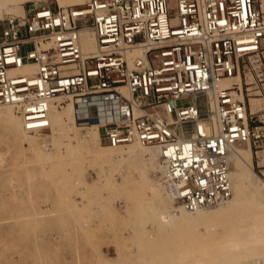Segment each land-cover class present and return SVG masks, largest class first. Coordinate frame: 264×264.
<instances>
[{
  "label": "built area",
  "instance_id": "2783aa9c",
  "mask_svg": "<svg viewBox=\"0 0 264 264\" xmlns=\"http://www.w3.org/2000/svg\"><path fill=\"white\" fill-rule=\"evenodd\" d=\"M4 21L0 105H13L26 131L48 129L51 103L72 95L87 112L77 122L97 123L101 142L158 146L167 189L187 210L231 195L228 154L258 146L264 121L253 124L243 87L218 82L262 51L263 0H86ZM25 65L35 70L20 72Z\"/></svg>",
  "mask_w": 264,
  "mask_h": 264
},
{
  "label": "rangeland",
  "instance_id": "374dc122",
  "mask_svg": "<svg viewBox=\"0 0 264 264\" xmlns=\"http://www.w3.org/2000/svg\"><path fill=\"white\" fill-rule=\"evenodd\" d=\"M48 4L61 5L58 0L28 1L23 4V12ZM75 4L79 3L63 6ZM23 12L14 8L1 13L0 25L7 17ZM31 48V44H26L22 53ZM242 68L246 101L256 113L253 124L262 125L264 39L260 54L247 58ZM72 100L69 96L56 100L57 111L63 112L65 105ZM12 111L19 125L8 118L10 113L6 105L0 106V264H264V251L252 255L255 257L251 253L245 255L244 249L240 252L237 249L228 257L215 252L221 249L219 243L223 241L220 240L223 236L218 237L217 233L223 229L219 220L205 224L198 221L189 230L179 232L173 230L156 207L140 209L138 198H147V192L143 196H140L141 192L138 194L139 186L135 183L143 168L141 160L118 165L114 173L108 169L111 177L106 179V170L101 164L92 163L81 141L74 139L73 135L66 138L55 133L51 126L27 133L23 120L14 108ZM75 124L80 135L93 128L92 125H80L76 116ZM139 146L123 145L113 150L114 155L120 158L126 151ZM238 147L243 150L251 147L253 170L264 179V139L256 147L248 143ZM149 157L146 152L143 162L147 164L146 175L154 184L157 179L149 170L153 162L148 160ZM129 185L134 187L133 190H128ZM217 206L206 209L214 211ZM163 208H160L163 213L174 210L170 206ZM256 210V205L250 209L251 213ZM241 219L252 224L249 217ZM206 224L211 226L208 231H205ZM189 232L198 236L207 233V236L202 238L203 241L192 240ZM240 253L242 259L238 257L242 256ZM199 259L203 261L199 262Z\"/></svg>",
  "mask_w": 264,
  "mask_h": 264
},
{
  "label": "bare ground",
  "instance_id": "6f19581e",
  "mask_svg": "<svg viewBox=\"0 0 264 264\" xmlns=\"http://www.w3.org/2000/svg\"><path fill=\"white\" fill-rule=\"evenodd\" d=\"M28 1H35V0H0V14L4 12L13 11L14 8L23 12V4ZM58 2L59 4H61L59 6L68 7L72 5H68V6H63V5H65L66 3L82 4L86 2V0H58ZM25 12H26V9L21 15H24ZM82 44H83V49L85 51H92L96 49L97 43H96V38L93 32H91L90 30H85L83 32ZM34 70H35L34 65L32 66L25 65L20 70V72L34 71ZM235 83L240 85V87H243V79H242L241 73L230 76V77L222 78L218 82V85L231 86L232 84H235ZM63 96H69L73 100L72 102L70 101L69 103L65 105L63 112H59L56 109L55 101L60 99ZM55 101L51 103L50 111H49L50 126L52 130L57 134L64 135V137L66 138H69L73 135L74 139H78L79 141H81L82 147L86 149L87 153L89 154V157L93 161L92 163L101 164L102 168L106 170L105 174L107 175H104L106 176L104 178L109 179L111 177L110 176L111 173L110 172L108 173V169L110 171H113L114 173V169H116L118 165H123L124 163H129L130 161L137 162L141 160V162L143 163V168L141 169L139 177L136 178L135 183H138V186H139V188H137L138 194L141 192L140 196H143L146 194L145 192H147V198L145 197H143V199H141V197L138 198L140 209H143V208L146 209L148 206L156 207L157 209H159L160 213H162V215L166 218L164 219L167 221V223L172 225L173 230L179 231V232H185L187 229L189 230V227H191L192 224L198 221L204 222L205 224L207 221L209 222L212 220H216V221L219 220L221 222L220 224L223 226V229L222 231L218 230L217 233L219 234L218 237L223 236L222 238L220 237V240L223 239V241H221L222 242L221 243L220 240H218L219 238L216 241L218 243L220 242L219 244H221L220 246L221 249H218L219 251L215 250V247L216 245L218 246V244L214 245L215 247L213 248L215 252L219 253V255L220 253H222L223 255H226V257H228L227 255L231 256V254L236 253L237 249L239 250L238 252H240V249H244L243 253L244 254L251 253V256L254 254H258V252L262 253L261 251H264L263 250L264 249L263 248L264 247V179H262L253 170L254 163H253V159L251 156V147L248 150H243L242 148L238 147L239 144H235L231 148L228 154L229 156L228 158H229V162L231 166V169H230L231 170L230 177H231V182H232L231 195L226 200L217 204L219 206L214 205V206H217V209L214 211H208L206 209V208H212L214 206L200 208L196 211H189L179 201L175 200L174 196L167 189V186L165 187L167 171H166V166L160 156V148L158 146H155V145L148 146L140 142H133L131 143V145L138 144V146L139 145L141 146H139L138 149L133 148L131 150H128L125 153H123L120 158H116L114 155L115 151L113 150L123 147V145L113 146L110 144L108 145L100 144L99 143L100 142L99 125L97 123L90 124L93 126V128L90 131H88L85 135H80V133H78V130L76 129V124H75V116L77 120L78 115L83 116V115H86L87 112H85L84 107H81L80 112L75 113V110L77 108L75 105V102H76L75 97H73L72 95L64 94V95L57 96L55 98ZM77 102L84 104L83 98H79ZM0 106H5V105H0ZM12 108H14L13 105H10V104L6 105V109H8V112L10 113L9 114L10 116L8 118L10 119L12 123L17 124L19 121L15 117L16 115L15 116L13 115ZM102 118L104 119V117ZM207 129L209 131L211 130L210 127H207ZM27 133H29V131ZM67 142H70V141H67ZM142 146H146V147H142ZM146 152L150 154V157L148 160L153 161L152 164H150V167L149 165L148 167H149V170H151L155 174L154 176H156L157 182H154V184L151 183V179L147 177L146 172H145L146 171L145 169L147 168V164L143 162V157L146 154ZM232 164L234 165L233 169H232ZM133 188L134 187L132 185L128 186V190H133ZM177 203L178 204L180 203V206H178ZM254 205H256L257 210L251 213L250 209ZM163 206H168V207L170 206L174 208V210L168 209V211L166 210L165 212L166 215H164L165 213H163V211L160 210V208L162 209ZM241 217L251 218L252 224L249 225L247 223H244V219H241ZM205 226H207L205 227L206 228L205 231H208L211 229V226L207 224ZM206 236H207V233L198 236L193 232H189V238L192 240L195 238L196 239L198 238L199 241L200 240L203 241L204 239L202 238ZM202 246L200 247L198 251L201 250ZM206 250H209V249H206ZM199 253L200 252H198L197 254ZM222 254L220 256H222ZM215 255L216 253L214 254V256ZM238 255L239 254H237V256ZM240 255L242 254L240 253ZM192 256L193 255L189 257L191 258ZM238 257L241 258L243 257V255L238 256ZM252 257H255V256H252ZM226 259L227 258H225V260ZM174 260H176V258H174ZM201 260L199 259V262L203 261ZM232 261H234V259ZM237 262H238V259H237ZM239 264H241V262H239Z\"/></svg>",
  "mask_w": 264,
  "mask_h": 264
}]
</instances>
